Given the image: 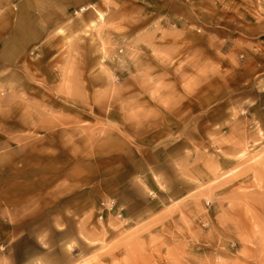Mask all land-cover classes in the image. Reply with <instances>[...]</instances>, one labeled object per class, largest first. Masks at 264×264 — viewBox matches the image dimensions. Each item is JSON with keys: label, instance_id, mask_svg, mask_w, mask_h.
<instances>
[{"label": "rangeland", "instance_id": "374dc122", "mask_svg": "<svg viewBox=\"0 0 264 264\" xmlns=\"http://www.w3.org/2000/svg\"><path fill=\"white\" fill-rule=\"evenodd\" d=\"M0 264H264V0H0Z\"/></svg>", "mask_w": 264, "mask_h": 264}]
</instances>
